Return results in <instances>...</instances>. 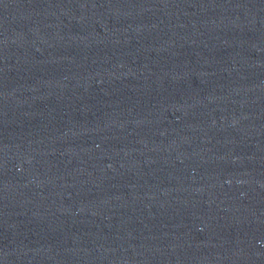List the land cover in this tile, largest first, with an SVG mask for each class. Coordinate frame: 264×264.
Returning <instances> with one entry per match:
<instances>
[{
  "label": "water",
  "instance_id": "obj_1",
  "mask_svg": "<svg viewBox=\"0 0 264 264\" xmlns=\"http://www.w3.org/2000/svg\"><path fill=\"white\" fill-rule=\"evenodd\" d=\"M0 264H264V0H0Z\"/></svg>",
  "mask_w": 264,
  "mask_h": 264
}]
</instances>
